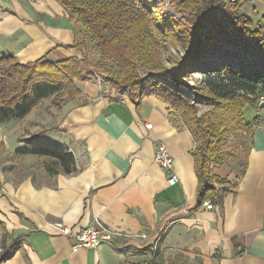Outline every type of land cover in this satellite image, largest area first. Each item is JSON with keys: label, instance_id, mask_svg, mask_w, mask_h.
I'll use <instances>...</instances> for the list:
<instances>
[{"label": "crops", "instance_id": "crops-1", "mask_svg": "<svg viewBox=\"0 0 264 264\" xmlns=\"http://www.w3.org/2000/svg\"><path fill=\"white\" fill-rule=\"evenodd\" d=\"M82 34L58 0H0V52L22 63L82 57L72 46ZM76 85L74 100L56 106L52 94L25 117L0 122V150L16 161V147L28 138L18 131L29 120L33 131L56 129L55 143L74 153L77 166L72 173L18 172L8 167L10 157L0 159V259L11 253L0 264H165L172 255L190 264H264V131L255 129L246 168L245 161L214 164L225 182H215L211 209L209 198L194 210L196 142L177 111L154 94L135 103L92 77ZM157 139L174 157V184L154 159ZM55 221L72 232L99 221L116 234L98 248L74 250V238Z\"/></svg>", "mask_w": 264, "mask_h": 264}, {"label": "trees", "instance_id": "trees-1", "mask_svg": "<svg viewBox=\"0 0 264 264\" xmlns=\"http://www.w3.org/2000/svg\"><path fill=\"white\" fill-rule=\"evenodd\" d=\"M58 1L82 27V36L72 46L83 56L22 63L14 54L0 52V122L25 117L52 94L56 106L74 100L80 94L76 80L94 73L135 103L157 95L177 111L195 139L199 192L194 210L201 208L215 193V182H225L214 174V164L240 163L239 149L246 154L241 164L246 168L253 144L256 128L247 122L244 109L257 101L264 83V28L252 17L237 14L251 0H178L181 19L163 12L155 0ZM222 30L237 35L238 42L218 40ZM180 47L184 55H174L172 48ZM195 72L204 79L196 85L186 83ZM200 103L209 108L200 113ZM27 140V146L16 151L18 156H43L50 174L77 170L67 146L40 141L35 134ZM231 140L237 142L233 148ZM9 255L10 251L3 253L0 261Z\"/></svg>", "mask_w": 264, "mask_h": 264}, {"label": "rangeland", "instance_id": "rangeland-1", "mask_svg": "<svg viewBox=\"0 0 264 264\" xmlns=\"http://www.w3.org/2000/svg\"><path fill=\"white\" fill-rule=\"evenodd\" d=\"M175 1L177 2L178 0H155L156 4L158 5V8L160 7H164L163 8V12H167L170 13L172 15H175L177 18L181 19V15L180 13L177 11L176 7H175ZM237 14L240 17H243L244 15L250 16L253 18V20L255 21L257 26L263 27L264 28V1L262 0H251V1H246L242 4L240 10L237 12ZM80 25V24H79ZM81 26V25H80ZM220 41H224L226 43H228L229 45H233L235 43L238 42V36L235 34H231L226 30H222L220 35L217 38ZM172 53L176 56H181L184 55V51L178 48H172ZM162 56L163 58L166 60V63L168 65V51L163 48L161 50ZM91 56L94 58H97L98 54L96 53V50L91 49ZM143 73H145L144 71H142ZM106 75V74H105ZM202 79H204V75L198 72L193 73V75L191 77L185 78V82L190 84V85H196L197 83H199ZM110 85V84H109ZM111 86V85H110ZM120 93V92H119ZM122 94V93H121ZM256 97H257V101L252 103V104H248L245 109H244V113H245V118L247 120V122H249L250 124H252L256 129L262 130L264 131V83H261L259 86V90L256 93ZM47 102H43L42 105H45ZM209 107H207L206 105L203 104H199V111L200 113L206 111ZM178 117H180L177 114ZM16 121V119L14 120ZM13 122H10L8 124L13 125ZM22 125V129H20L18 132L21 134H24L25 137H30L32 136L34 133L36 136H38L41 140H51L54 143L57 142L59 140V132L56 129L53 130H47L46 132L44 131H33L32 126L30 127V122L29 120L23 121L21 122ZM44 128V127H42ZM27 138V139H28ZM25 139V145L28 144V140ZM11 140V144L13 147L16 146L17 141H15L13 138L10 139ZM237 142L231 140V148L234 147V145H236ZM23 145L16 147V148H23ZM237 149V148H234ZM237 152L239 154L240 157V161H245L246 160V154L244 151H240L239 149H237ZM0 159L2 161H5L6 158L10 157L11 163L8 162V167H11L12 171H15L18 169V172L20 171H44L46 170V168H44V166L42 167V162L40 163L41 158L44 159L43 156H39V155H32L28 158H25V160L23 161V158H20L21 156H19V162L16 161L17 159H15V156L13 154H6L4 149L0 150ZM23 161V162H22ZM7 166L4 167V169L8 168ZM24 169V170H23ZM172 258V261H168L165 264H190L188 262H177L174 261L173 259L176 258V256H170ZM177 262V263H176Z\"/></svg>", "mask_w": 264, "mask_h": 264}, {"label": "built area", "instance_id": "built-area-1", "mask_svg": "<svg viewBox=\"0 0 264 264\" xmlns=\"http://www.w3.org/2000/svg\"><path fill=\"white\" fill-rule=\"evenodd\" d=\"M235 1V0H231ZM100 87L103 89L106 84L109 85L107 81H105L104 77L99 73H94L92 76ZM152 123H147V128H152ZM154 159L156 163H158L168 174L169 182L174 184L177 182V176L174 170V157L170 153L166 144L157 139L156 140V149ZM214 199L210 198L206 201L205 206L207 209H211L213 207ZM54 225L58 228L62 233L70 235L74 238L73 249L77 250L80 247L86 248H98L104 241L110 240L116 233L105 227L99 221H96L93 225L79 227L77 231L72 232V229L64 224L61 221H55Z\"/></svg>", "mask_w": 264, "mask_h": 264}]
</instances>
